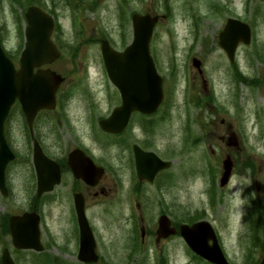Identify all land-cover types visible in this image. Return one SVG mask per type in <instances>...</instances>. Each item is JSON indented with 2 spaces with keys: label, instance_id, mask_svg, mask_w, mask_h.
Here are the masks:
<instances>
[{
  "label": "rangeland",
  "instance_id": "obj_1",
  "mask_svg": "<svg viewBox=\"0 0 264 264\" xmlns=\"http://www.w3.org/2000/svg\"><path fill=\"white\" fill-rule=\"evenodd\" d=\"M16 1L19 4H14ZM31 2L45 6L62 30L56 28L53 34L62 57L52 68L66 77L58 96L68 92L63 105L71 125L59 130L60 141L69 142L70 150L73 140L68 133L72 137L85 134L86 144L107 170L109 181L104 186L112 188L106 197L90 201L95 237L106 257L101 264H159V256L167 258L168 264H208L195 259L182 238L162 248L151 239L142 250L140 244H134L133 237L140 239V230L134 232L132 214L138 213L140 227L150 230L149 221L159 210L169 211L179 223L193 219L211 222L231 264H245L253 253L249 247L260 237L259 248L253 249L254 261L260 262L264 257V218L255 224V206L259 201L264 204V61L253 53L264 55V0H85L78 9L65 0H0V35L17 65L21 45L17 17L23 12L21 7ZM147 12L165 17L156 26L150 45L165 81V105L153 117L152 128L145 124L148 119L133 115L127 132L114 142L98 129V120L121 104L104 67L100 40L107 39L116 50H122L133 40L132 14ZM230 17L252 28V43L239 46L235 64H230L218 45V34ZM193 57L204 58L203 77L192 65ZM234 67L246 81L233 80ZM200 95L202 105H197ZM218 107L224 111L217 113ZM13 121L11 141L20 156L11 167V194L7 198L0 195L1 215L29 209L35 185L34 172L27 166L31 160L28 130L18 114ZM134 144L173 164L160 176L158 185L142 187L143 198L132 194L136 172L128 156ZM228 156L234 169L222 188V162ZM44 216L42 242L47 251L40 255L13 252L17 264H54L41 258L44 255L67 263L72 259L70 250L64 255L55 248L65 243L60 232L71 228L67 207L55 213V206H50ZM5 247L12 252L10 237L0 232V256Z\"/></svg>",
  "mask_w": 264,
  "mask_h": 264
},
{
  "label": "water",
  "instance_id": "obj_2",
  "mask_svg": "<svg viewBox=\"0 0 264 264\" xmlns=\"http://www.w3.org/2000/svg\"><path fill=\"white\" fill-rule=\"evenodd\" d=\"M25 16L28 24L25 30L26 44L20 58L19 69L7 57L0 41V190L4 195H7L5 169L7 164L15 159L3 134V124L11 106L18 99L30 126H32L39 110L51 109L55 106L56 91L64 81L61 75L50 69L34 71L35 68L51 64L60 57V52L51 39L54 28L53 18L38 7L29 8ZM157 21L158 17H152L150 14L134 15V40L124 52H117L110 47L107 41H102L101 50L109 78L122 96V106L115 109L108 119L100 122L101 128L106 132H122L127 126L132 112L153 114L162 102L163 80L156 70L149 50ZM250 41V27L234 19L228 20L224 31L220 34V45L227 52L232 63L235 60L238 44L240 42L249 44ZM195 65L199 66L196 60ZM135 154L137 172L141 180L153 181L158 171L170 166V163L162 161L154 153L144 152L138 147H135ZM71 156L73 158L75 154ZM34 161L38 174V195L52 191L55 177H49V173L53 168L55 169V164L43 154L37 144ZM89 164L92 168L95 167L90 160ZM73 166L76 169L73 168L77 177L89 181L81 166L74 164ZM232 168L233 162L230 157H227L223 162L222 186L228 183ZM102 174L103 170L97 169L98 176L95 178V183ZM78 208L82 219L79 257L83 261L93 262L97 260L95 240L83 215L84 205L82 202ZM163 220L167 219L163 218L160 222L159 237L175 233V230L170 229L169 223L163 222ZM10 228L16 248L37 251L43 249L40 241L39 217L35 213L13 216L10 220ZM181 234L189 247L202 258L213 264H229L209 222L201 221L191 226L182 225ZM210 241L213 242L212 245L209 244ZM2 264H14L8 250L3 252ZM261 264H264V259Z\"/></svg>",
  "mask_w": 264,
  "mask_h": 264
},
{
  "label": "flooded vegetation",
  "instance_id": "obj_3",
  "mask_svg": "<svg viewBox=\"0 0 264 264\" xmlns=\"http://www.w3.org/2000/svg\"><path fill=\"white\" fill-rule=\"evenodd\" d=\"M198 72L202 74L203 77L204 71L199 70ZM19 117L22 118L23 123L25 124V128L28 130L27 127L28 123L26 117L24 115H20ZM68 117H70V115L65 113L64 109H62V106L60 104H57L56 108H54L51 111L49 110L40 111L34 121L33 135L29 133V130L26 133V142L27 144L28 143L30 144L31 151L33 150V144L37 142L41 146L45 155L51 158L53 161H55V190L50 194H43L41 197H38L36 194L37 187L35 189L32 186L30 191L31 193L29 195V200L32 203V205L30 206V212L39 213V215L41 216V222L42 224H44L45 221L44 212L48 207L55 206V213H56L57 210L66 206L68 226L71 228L64 232H60V234L63 236L65 240V243L61 246L57 245L55 246V248L58 249L59 247L61 251L64 252V255L66 251L68 252L69 250L71 251V253L69 252V254L72 259L69 260L71 262V263L68 262L69 264H92V263H84L79 258L80 247H81V224L76 209V199L78 198L79 200H83L87 220L95 235L96 230L93 223V218L90 213V208H91L90 201L92 197L97 199L106 197L109 194V192L112 190V188L108 186H104V183L105 182L108 183L109 181L107 178L108 174L106 169H105V175L94 186L90 185L84 180L75 177L72 169L69 167V156L73 151L75 150L77 151V149H80L81 151H83V153L86 156L93 159L94 163L97 166L104 167L103 166L104 163L98 160L100 159L99 158L100 156L98 157L97 155L92 153L91 147H89L84 140V136L86 137V135L83 133L82 135L84 136H80L81 134H74L76 135V137L74 136L72 137V134L68 133L69 138L73 140V148L70 150H69V146H70L69 142L61 143L60 137L58 136V132L63 127L70 128L69 126L71 125V120ZM13 118L14 115H11V117L7 119V121L5 122L4 131L8 144L16 152L17 150L13 144V141H11V136H12L11 129H12V123H14ZM147 119L152 120L150 118ZM50 133L52 137L51 142L49 141ZM67 144L69 145L67 146ZM120 148L124 149L123 147ZM54 153H55V157L53 156ZM128 159H129V165H132L135 170V158H134L133 150L132 153H129ZM79 161L81 163H84V165L86 166L84 160L81 161L79 159ZM75 163L78 164V161L76 160ZM27 166H29L33 170L35 176L32 159L30 160V163L27 164ZM163 173L164 171H160L156 175L153 183H149L147 181H141L138 179L136 175L135 182L133 184L132 194H134V196L136 197L143 198L144 195L142 194V187L158 185L159 178L161 175H163ZM12 174H13L12 168L8 167L6 170V178L10 190L12 186L9 180L11 179ZM59 179H60V183H57ZM21 213L22 212L18 214ZM163 215L168 216L171 222V226L175 227L178 230L181 223L176 222L173 219V217L170 215L169 211L159 210L156 218L151 222L149 221V223L153 226V228L150 230L149 228H146L144 226L140 227V223H139L140 217L138 213L136 216L132 214L131 219L133 222H135L136 225V230H134V232L136 233L137 230H140V241L143 246H145L147 241L151 239L154 241L157 247L162 248L164 245L169 244L170 241L173 240V237L180 238L179 233H177L174 236H169L168 238L158 240L157 230L159 227V220ZM56 218H58V216H56ZM0 229L4 230L3 222L0 223ZM9 236L11 237L10 232H9ZM133 238H134V244L139 245L138 236L135 235ZM96 251L99 255V260L95 264H101L106 260V257L105 255L102 254L103 247L101 245L100 240H98L97 238H96Z\"/></svg>",
  "mask_w": 264,
  "mask_h": 264
},
{
  "label": "trees",
  "instance_id": "obj_4",
  "mask_svg": "<svg viewBox=\"0 0 264 264\" xmlns=\"http://www.w3.org/2000/svg\"><path fill=\"white\" fill-rule=\"evenodd\" d=\"M31 3H33V2H31ZM22 22V21H21ZM19 27H20V30H19V37L21 38V40H22V35H23V29H22V25L20 24L19 25ZM242 80H244V81H246V79H242ZM263 248H264V241H263Z\"/></svg>",
  "mask_w": 264,
  "mask_h": 264
}]
</instances>
